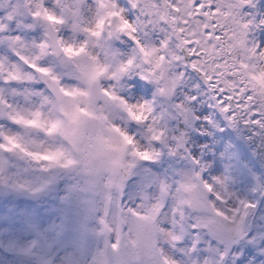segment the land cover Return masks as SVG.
I'll return each instance as SVG.
<instances>
[{
	"label": "snow or ice",
	"instance_id": "6c2138e0",
	"mask_svg": "<svg viewBox=\"0 0 264 264\" xmlns=\"http://www.w3.org/2000/svg\"><path fill=\"white\" fill-rule=\"evenodd\" d=\"M0 264H264V0H0Z\"/></svg>",
	"mask_w": 264,
	"mask_h": 264
},
{
	"label": "rangeland",
	"instance_id": "374dc122",
	"mask_svg": "<svg viewBox=\"0 0 264 264\" xmlns=\"http://www.w3.org/2000/svg\"><path fill=\"white\" fill-rule=\"evenodd\" d=\"M258 2H259V0H258Z\"/></svg>",
	"mask_w": 264,
	"mask_h": 264
}]
</instances>
